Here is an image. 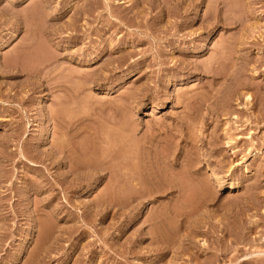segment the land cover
<instances>
[{"label": "rangeland", "instance_id": "obj_1", "mask_svg": "<svg viewBox=\"0 0 264 264\" xmlns=\"http://www.w3.org/2000/svg\"><path fill=\"white\" fill-rule=\"evenodd\" d=\"M0 264H264V0H0Z\"/></svg>", "mask_w": 264, "mask_h": 264}]
</instances>
